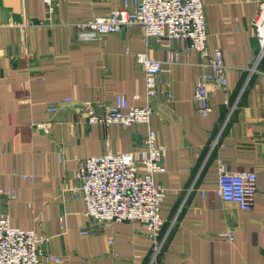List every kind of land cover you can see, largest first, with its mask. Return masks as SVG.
I'll use <instances>...</instances> for the list:
<instances>
[{"label": "crops", "instance_id": "1", "mask_svg": "<svg viewBox=\"0 0 264 264\" xmlns=\"http://www.w3.org/2000/svg\"><path fill=\"white\" fill-rule=\"evenodd\" d=\"M261 2L202 0L208 49H220L226 66L207 116L194 102L199 53L185 39L169 41L179 63L158 74V94L149 98V126L165 147V171L154 176L165 190V241L152 264H264V49L252 25ZM122 6L59 0L47 19L42 0H0V199L13 227L50 237L42 251L62 262L43 264H151L143 224H100L68 189L78 159L138 149L147 133L146 124H90L79 112L117 94L130 105L147 102L135 55L164 59L167 41H144L139 25L109 34L75 26ZM41 122L49 133L36 129ZM221 169L255 172L251 209L214 194ZM10 187L14 199L3 194Z\"/></svg>", "mask_w": 264, "mask_h": 264}, {"label": "built area", "instance_id": "2", "mask_svg": "<svg viewBox=\"0 0 264 264\" xmlns=\"http://www.w3.org/2000/svg\"><path fill=\"white\" fill-rule=\"evenodd\" d=\"M57 1L42 0L47 19L54 13ZM132 25H139L144 41L150 38L167 41L164 44L167 47L164 59L152 58L145 51L135 55L144 71L147 102L141 106L130 105L124 95L117 94L112 104L99 108L96 103L85 102L79 112L85 115L90 124H146L148 128L143 144L131 151L109 150L101 155L78 159L75 171L77 182L68 189L75 199L84 203V214L100 224L110 225L122 221L143 224L152 242V264L165 241L160 234L163 225L160 211L165 190L154 180L157 173L165 171V147L158 143L155 131L149 126L153 113L149 98L158 94V74L170 71L173 65L179 63V52L169 41L185 39L189 41V47L199 53L200 73L195 84L194 102L202 116L209 114L210 99L216 87L226 85V66L220 49H208L202 0H123L122 7L106 15L75 23L78 29L98 34L120 33ZM252 25L264 49V2L259 4ZM163 94L166 98L170 96L169 91ZM56 111L55 106L48 108L49 113ZM35 127L49 133L48 122L36 123ZM256 190V174L253 170L236 172L221 169L214 194L224 201L237 203L243 210H249ZM201 193L205 195L206 191L202 190ZM3 194L9 199L16 196L12 187L4 190ZM222 236H231V233ZM48 240L50 237L32 229L13 227L0 199V264L62 262L60 256L43 253L42 246ZM111 241L109 239V243Z\"/></svg>", "mask_w": 264, "mask_h": 264}]
</instances>
